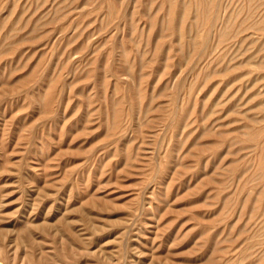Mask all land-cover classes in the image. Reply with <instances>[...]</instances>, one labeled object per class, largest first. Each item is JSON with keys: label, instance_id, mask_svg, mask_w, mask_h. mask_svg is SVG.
<instances>
[{"label": "rangeland", "instance_id": "1", "mask_svg": "<svg viewBox=\"0 0 264 264\" xmlns=\"http://www.w3.org/2000/svg\"><path fill=\"white\" fill-rule=\"evenodd\" d=\"M262 13L0 0V264H264Z\"/></svg>", "mask_w": 264, "mask_h": 264}, {"label": "bare ground", "instance_id": "2", "mask_svg": "<svg viewBox=\"0 0 264 264\" xmlns=\"http://www.w3.org/2000/svg\"><path fill=\"white\" fill-rule=\"evenodd\" d=\"M251 1V0H250ZM262 4V3H261ZM261 4H258V5H261ZM253 9V8H252ZM251 10V9H250ZM253 12H255V11H253ZM211 17V16H210ZM258 22H260V23H258ZM257 23H258V29L260 30V31H262V32H264V13H262V15H261V17H260V19H259V21H258ZM243 23V22H242ZM253 25H251L252 27H254V23H252ZM260 24V25H259ZM254 30V29H253ZM262 121H263V123H264V118L262 119ZM262 131H263V134H264V127H263V129H262ZM250 132V131H249ZM262 150L264 151V136H263V139H262ZM263 154H264V152H263ZM262 155V154H261ZM262 157V159H263V155L261 156ZM264 160V159H263Z\"/></svg>", "mask_w": 264, "mask_h": 264}]
</instances>
